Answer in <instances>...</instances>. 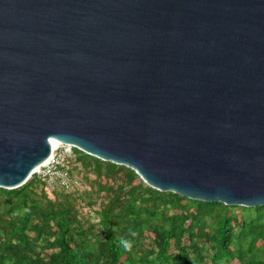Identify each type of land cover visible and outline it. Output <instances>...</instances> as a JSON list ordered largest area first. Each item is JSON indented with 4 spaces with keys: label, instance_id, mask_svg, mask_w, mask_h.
I'll return each mask as SVG.
<instances>
[{
    "label": "water",
    "instance_id": "obj_1",
    "mask_svg": "<svg viewBox=\"0 0 264 264\" xmlns=\"http://www.w3.org/2000/svg\"><path fill=\"white\" fill-rule=\"evenodd\" d=\"M58 144L263 206L264 0H0V187Z\"/></svg>",
    "mask_w": 264,
    "mask_h": 264
},
{
    "label": "trees",
    "instance_id": "obj_2",
    "mask_svg": "<svg viewBox=\"0 0 264 264\" xmlns=\"http://www.w3.org/2000/svg\"><path fill=\"white\" fill-rule=\"evenodd\" d=\"M72 149L66 167L80 187L37 173L0 187V264H264V205L159 191L127 166Z\"/></svg>",
    "mask_w": 264,
    "mask_h": 264
},
{
    "label": "built area",
    "instance_id": "obj_3",
    "mask_svg": "<svg viewBox=\"0 0 264 264\" xmlns=\"http://www.w3.org/2000/svg\"><path fill=\"white\" fill-rule=\"evenodd\" d=\"M71 148L72 146L60 144L59 147L53 151L50 160L42 165L35 173L46 178L49 185L58 183L67 191L80 187L81 183L70 176L66 167L67 159L72 152Z\"/></svg>",
    "mask_w": 264,
    "mask_h": 264
},
{
    "label": "rangeland",
    "instance_id": "obj_4",
    "mask_svg": "<svg viewBox=\"0 0 264 264\" xmlns=\"http://www.w3.org/2000/svg\"><path fill=\"white\" fill-rule=\"evenodd\" d=\"M60 148H61V147H60ZM72 148H73V147H72ZM72 148H71V150H73ZM74 175H77V172H76V171L74 172ZM90 177H92V176H90ZM82 184H83V183H82ZM86 184H87V183H86ZM82 186H83V185H82ZM259 242H261V241H259ZM230 264H238V262H237L236 260H232V261L230 262Z\"/></svg>",
    "mask_w": 264,
    "mask_h": 264
},
{
    "label": "bare ground",
    "instance_id": "obj_5",
    "mask_svg": "<svg viewBox=\"0 0 264 264\" xmlns=\"http://www.w3.org/2000/svg\"><path fill=\"white\" fill-rule=\"evenodd\" d=\"M59 145H60V144L56 145V148H58V147H59ZM56 148H55V149H56ZM55 149H54V150H55Z\"/></svg>",
    "mask_w": 264,
    "mask_h": 264
}]
</instances>
